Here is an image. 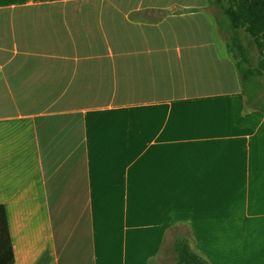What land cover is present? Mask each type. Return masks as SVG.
Masks as SVG:
<instances>
[{
	"label": "crops",
	"instance_id": "obj_1",
	"mask_svg": "<svg viewBox=\"0 0 264 264\" xmlns=\"http://www.w3.org/2000/svg\"><path fill=\"white\" fill-rule=\"evenodd\" d=\"M213 10L0 0L16 264H179V238L210 264H264V112Z\"/></svg>",
	"mask_w": 264,
	"mask_h": 264
},
{
	"label": "trees",
	"instance_id": "obj_2",
	"mask_svg": "<svg viewBox=\"0 0 264 264\" xmlns=\"http://www.w3.org/2000/svg\"><path fill=\"white\" fill-rule=\"evenodd\" d=\"M219 29L229 41V49L237 60L247 104L264 112V0H210ZM242 33L250 37V46L258 51L253 64L249 50L242 43ZM179 264H210L191 250L187 238L175 243ZM0 264H16L8 225L7 212L0 204Z\"/></svg>",
	"mask_w": 264,
	"mask_h": 264
},
{
	"label": "rangeland",
	"instance_id": "obj_3",
	"mask_svg": "<svg viewBox=\"0 0 264 264\" xmlns=\"http://www.w3.org/2000/svg\"><path fill=\"white\" fill-rule=\"evenodd\" d=\"M242 35V43L249 50V56L252 58L253 64L256 65L258 60V51L254 49V47L250 46V37L247 36L246 33H242Z\"/></svg>",
	"mask_w": 264,
	"mask_h": 264
}]
</instances>
